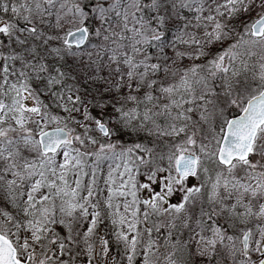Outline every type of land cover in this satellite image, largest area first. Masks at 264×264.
I'll return each mask as SVG.
<instances>
[{
  "label": "snow or ice",
  "instance_id": "snow-or-ice-1",
  "mask_svg": "<svg viewBox=\"0 0 264 264\" xmlns=\"http://www.w3.org/2000/svg\"><path fill=\"white\" fill-rule=\"evenodd\" d=\"M0 264H264V0H0Z\"/></svg>",
  "mask_w": 264,
  "mask_h": 264
}]
</instances>
